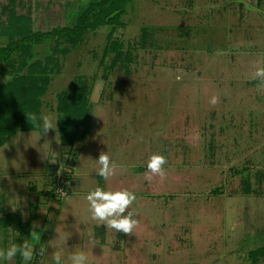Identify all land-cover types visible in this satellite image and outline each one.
I'll return each instance as SVG.
<instances>
[{
  "label": "rangeland",
  "instance_id": "374dc122",
  "mask_svg": "<svg viewBox=\"0 0 264 264\" xmlns=\"http://www.w3.org/2000/svg\"><path fill=\"white\" fill-rule=\"evenodd\" d=\"M93 1L0 0V45L20 27L74 26ZM120 22L89 30L76 45L57 36L25 41L0 63V83L29 68L45 71L46 81L40 129L0 146V249L31 240L22 224L35 215L37 250L46 254L28 264L76 250L89 264L252 263L264 247V89L254 76L264 67V0H131ZM64 106L87 107L91 120L73 147L60 144ZM43 115L54 117L55 130L43 132ZM101 152L117 165L107 181L96 174ZM154 153L167 158L166 175L149 182ZM97 186L136 194L132 235L89 220L85 196ZM0 264L25 262L17 254Z\"/></svg>",
  "mask_w": 264,
  "mask_h": 264
},
{
  "label": "trees",
  "instance_id": "16d2710c",
  "mask_svg": "<svg viewBox=\"0 0 264 264\" xmlns=\"http://www.w3.org/2000/svg\"><path fill=\"white\" fill-rule=\"evenodd\" d=\"M130 1L131 0H95L80 15L77 24L70 27L34 33H31V30L26 32L23 27H20L15 32L9 34L10 41L6 45H0V63H10L14 54L20 50L25 41L38 44L46 39L57 36L66 43L76 45L89 30L102 25L121 24L120 17L126 11V7ZM116 10L118 12L113 17H109V15ZM44 73L45 71H41L37 75L35 71L29 68L27 73L15 76L13 79L0 83V146L5 144L6 141L19 131L40 129V127L32 126L27 116L33 113L37 116L39 99L45 93L46 89ZM64 104H66V107L69 104L70 110L72 109V105H74L67 100H64ZM66 107L64 106L60 109L61 124L58 129L60 144L62 146L69 145L73 147L76 141H78L80 128L84 126V130L87 132L90 128L91 120L88 115L87 107H84L82 111L78 110L77 113L76 111L75 113L72 111V113L69 109L68 112H66L64 109ZM71 117H77L75 123ZM34 220L35 215H32L27 222L22 224L23 227L26 228L27 238L29 232L32 230ZM0 225L3 227L7 226V222L1 220ZM251 255L253 262L250 264H259L260 256H264V247L253 250Z\"/></svg>",
  "mask_w": 264,
  "mask_h": 264
},
{
  "label": "clouds",
  "instance_id": "9594fccd",
  "mask_svg": "<svg viewBox=\"0 0 264 264\" xmlns=\"http://www.w3.org/2000/svg\"><path fill=\"white\" fill-rule=\"evenodd\" d=\"M254 76L260 81L258 88L264 89V67H258ZM209 102L215 106L219 102V97L214 95ZM27 118L32 126L41 127L36 114H30ZM40 120H42L44 133L56 129L57 121H55L53 116L43 115ZM96 161L98 164L97 175L103 177L106 181L115 175L117 165L107 152H101ZM51 162L56 163L57 161L52 160ZM167 162V158L162 154L154 153L150 155L146 162L147 172L145 173V179L151 182L155 176L165 177L164 166ZM63 170L62 166L57 174L59 175L60 171ZM75 175L79 177L78 173H75ZM85 200L88 205V218L97 225H103L106 229L126 235H132L139 225V220L136 218L138 213L132 208L137 196L127 188L105 190L97 186L94 190L87 193ZM37 227L38 224H33L30 232L31 240H25L21 245L11 244L7 249H0V261H11L19 254L25 264H28V262L33 260L34 253H38L41 256L45 255V246H40L37 250V245H41V233L36 230ZM56 232L58 233V239L56 240H63L66 243L69 236H62L57 230ZM88 237L89 243L96 246L97 241L94 239L91 230L88 231ZM52 261L53 264H89V256L83 250H76L65 258L60 251H54L52 253Z\"/></svg>",
  "mask_w": 264,
  "mask_h": 264
},
{
  "label": "built area",
  "instance_id": "2783aa9c",
  "mask_svg": "<svg viewBox=\"0 0 264 264\" xmlns=\"http://www.w3.org/2000/svg\"><path fill=\"white\" fill-rule=\"evenodd\" d=\"M70 176H71L70 173L69 174L67 173V174L63 175L61 178L62 179L65 178L66 179V184H67V182L69 183L71 180L73 181V178H72L73 176H71V177ZM65 179H63V180H65ZM57 181H59V180H57ZM66 184L64 185V187H60L59 191H64V190L66 191V189L68 188V185H66Z\"/></svg>",
  "mask_w": 264,
  "mask_h": 264
},
{
  "label": "crops",
  "instance_id": "0c3cea01",
  "mask_svg": "<svg viewBox=\"0 0 264 264\" xmlns=\"http://www.w3.org/2000/svg\"><path fill=\"white\" fill-rule=\"evenodd\" d=\"M255 4H258V1L259 0H252ZM5 193V191H3V195L1 196L0 195V200H1V204H0V206L3 204V203H5L6 202V199H7V195H5L4 194ZM1 210V209H0ZM2 212V211H1ZM1 228V227H0ZM2 229V228H1ZM5 249H7V248H5Z\"/></svg>",
  "mask_w": 264,
  "mask_h": 264
},
{
  "label": "water",
  "instance_id": "95a60500",
  "mask_svg": "<svg viewBox=\"0 0 264 264\" xmlns=\"http://www.w3.org/2000/svg\"><path fill=\"white\" fill-rule=\"evenodd\" d=\"M117 12H118L117 10L114 11L113 13H111V14L109 15V17H113ZM109 17H108V18H109ZM108 18H107V19H108Z\"/></svg>",
  "mask_w": 264,
  "mask_h": 264
}]
</instances>
